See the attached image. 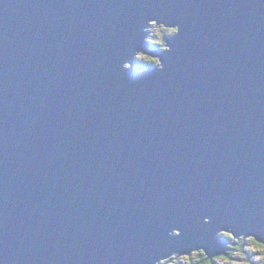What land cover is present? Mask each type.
I'll return each mask as SVG.
<instances>
[{"label":"water","instance_id":"obj_1","mask_svg":"<svg viewBox=\"0 0 264 264\" xmlns=\"http://www.w3.org/2000/svg\"><path fill=\"white\" fill-rule=\"evenodd\" d=\"M241 235L264 246V0H0V264H214Z\"/></svg>","mask_w":264,"mask_h":264},{"label":"clouds","instance_id":"obj_2","mask_svg":"<svg viewBox=\"0 0 264 264\" xmlns=\"http://www.w3.org/2000/svg\"><path fill=\"white\" fill-rule=\"evenodd\" d=\"M151 21L157 22V20H155V19L149 20L147 27L143 29L145 32L148 33V36L145 38L146 39V43H148L149 38H151L153 36V33L151 31V25H150ZM158 25L167 26V28L170 30V34L166 35L168 37H175V36L179 35V33L181 31L180 25H178V24L177 25H165V24H162V23H158ZM165 38L166 37H164V40H165ZM149 44L154 45L152 43H149ZM163 46H164V44H163ZM161 51H171V48L167 44V48L164 49V50H161ZM143 53H146V52H143V51H136L135 52V54L133 56V60L135 61V66L133 65V63L131 61H125L123 63V65H122V68L124 70H135L137 72L144 71V70H147V69L163 71L164 64H163L162 60L159 57H158L159 58V63H152L149 60H145V59H140L139 58V56L142 55ZM152 56L153 57H157V56H154V55H152ZM146 57H148V56H146ZM150 59H153V58H150ZM154 60L157 61L156 59H154ZM207 222H208V218H205V223H207ZM225 232L234 234L233 232L228 231V230H221L220 232L217 233V235L219 237H221V238H224V239L230 241L224 235ZM180 234L181 233L178 230H176V229H173L169 233L170 236H179ZM235 237H237V236L235 235ZM239 238H244L246 240H252V239H254L256 237L254 235H247V236L241 235ZM240 247H243V251L236 252V253H232L231 252L232 248H240ZM201 249H194L191 252L196 251V250H201ZM257 251H264V249L250 250L247 247V243H245V245H243V246H240L239 244H234L232 242V243H229L227 245V252L226 253H229V255L232 257L231 260H230V264H261V261L264 260V256L255 254ZM184 254L185 253H183V254L173 253L170 256H167V257H165L163 259H160L159 261L156 262V264H168L169 261H171V264H176V259L175 258L177 256H181L182 257Z\"/></svg>","mask_w":264,"mask_h":264},{"label":"rangeland","instance_id":"obj_3","mask_svg":"<svg viewBox=\"0 0 264 264\" xmlns=\"http://www.w3.org/2000/svg\"><path fill=\"white\" fill-rule=\"evenodd\" d=\"M151 31L153 33V36L151 37L153 39V41H156L158 39H161L163 37H168L166 35L170 34V30L169 29H162V30H157V26L153 24H151ZM169 31V32H168ZM149 38V40L151 39ZM148 40V41H149ZM150 42V41H149ZM165 47H162V49H164ZM140 56H143L145 60H149L150 62H153L154 59H150V58H147L146 56L144 55H140ZM139 56L140 59H142L141 57ZM155 61V60H154ZM157 62V61H156ZM238 243H242L243 241H237ZM247 247L250 249V250H256V249H262V248H258L252 240L250 241H247ZM235 250H237V248H235ZM232 253H236L238 251H231ZM255 254H258V255H262L264 256V251H257ZM232 258V257H231ZM250 259V258H249ZM193 261L195 260V258L192 259ZM171 264V263H170ZM176 264H189V262H187L185 260V258H176ZM214 264H230V261L226 262L224 261L223 259L221 258H218V259H215L214 260ZM261 264H264V260L261 261Z\"/></svg>","mask_w":264,"mask_h":264},{"label":"trees","instance_id":"obj_4","mask_svg":"<svg viewBox=\"0 0 264 264\" xmlns=\"http://www.w3.org/2000/svg\"><path fill=\"white\" fill-rule=\"evenodd\" d=\"M150 41V42H149ZM148 42L149 43H152V44H154L155 45V47H159L160 49H162V47H164L163 46V44H164V37L163 38H161V39H158V40H156V41H153V39L151 38L150 40H149ZM142 59H144V57L143 56H140ZM147 58H149V57H147ZM148 60V59H147ZM152 63H157L156 61H154L153 60V62ZM134 66H135V64H134ZM230 240V239H229ZM247 241H250V240H247ZM247 241L246 242H242V243H238V242H235V241H233V243L234 244H239L240 246H243V245H245V243H247ZM258 248H262V249H264V246H261V245H259V244H256L255 242H253ZM248 245V244H247ZM231 251H238V252H240V251H243V247H240V248H237V250H235V248H232L231 249ZM193 258H195V260L193 261L192 259ZM227 259H229V260H231V256L229 255V253H228V257H227ZM187 262H189V264H212L213 262H211V261H208L202 254H196V255H193V256H191V257H189V258H186L185 259ZM171 263V261H169L168 262V264H170Z\"/></svg>","mask_w":264,"mask_h":264},{"label":"bare ground","instance_id":"obj_5","mask_svg":"<svg viewBox=\"0 0 264 264\" xmlns=\"http://www.w3.org/2000/svg\"><path fill=\"white\" fill-rule=\"evenodd\" d=\"M154 25H156V23H154ZM169 32V31H168Z\"/></svg>","mask_w":264,"mask_h":264}]
</instances>
